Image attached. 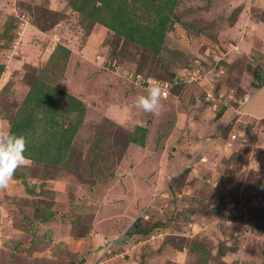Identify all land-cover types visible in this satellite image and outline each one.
<instances>
[{"label": "rangeland", "instance_id": "374dc122", "mask_svg": "<svg viewBox=\"0 0 264 264\" xmlns=\"http://www.w3.org/2000/svg\"><path fill=\"white\" fill-rule=\"evenodd\" d=\"M136 1L133 27L169 26L158 56L82 0H0V130L27 131L35 159L0 191V264H264V0ZM135 68L178 81L159 116L134 107Z\"/></svg>", "mask_w": 264, "mask_h": 264}, {"label": "trees", "instance_id": "16d2710c", "mask_svg": "<svg viewBox=\"0 0 264 264\" xmlns=\"http://www.w3.org/2000/svg\"><path fill=\"white\" fill-rule=\"evenodd\" d=\"M139 1H141V0H139ZM139 1H136V3H138ZM150 1L153 4H159V7H158L159 9H163L166 12L169 11L168 15L173 14L175 1L169 0L168 3L161 4V0H144L143 5L145 7H147L146 5ZM90 2H93V3L90 4ZM126 2H127V0H82V2H81L83 4V5H81L82 8L80 7V5H78V7H77V5H75V7L80 12V14H82L85 18H88L90 20L100 22L102 24L110 26L111 29L114 30L116 33H118L119 36L124 37L128 43L141 45L145 48V50L150 49L151 51H153L156 56L160 55L161 49H162L164 41H165V39H164L165 33L167 32V29L169 28V26L167 25V23L161 22L159 24H155L152 28L144 27L143 25H141V26L137 25L136 27H133L132 26V23H133L132 20L136 19V17H135L136 14L133 15L134 11L132 12V14L130 12H128L129 7L126 4ZM102 13H105L106 15H108V18H106ZM100 15H101V17H100ZM173 18H177L176 15H173ZM107 19L108 20L111 19V21H107ZM177 20H179V18H177ZM165 21L168 22V17H166ZM109 22L112 24L110 25ZM8 32H9V29H8ZM59 48L61 50H66L62 46H59ZM66 54L69 55V53H66ZM56 62H59V60L56 57H54V54H53V56L51 57V61H50V63H52V65H51L52 68H57L58 65L56 66L54 64ZM155 64L160 65L159 61H156ZM141 66L142 65H139V67H141ZM4 68L5 67L3 65H0V78L4 72ZM114 68H115L114 62H112L111 60H108L104 64V67H103V69H106V70L111 71V72L114 71ZM133 74L134 75L141 74L145 79L153 78L150 76V74L143 73L141 68H135V71ZM170 76L173 77L174 74L171 73ZM154 79H156V78H154ZM140 85L143 87H148L149 83H147V82L141 83ZM178 86L179 85L175 86L174 88H177ZM32 90H33V87H32ZM34 93L35 94L30 95L29 99L27 98L25 101V102H27L26 108L24 110V113L22 114V120H21V122L23 124L25 122H26V125L32 124L31 129H34V122H35L34 118H35L37 109L43 108V106H44L43 102H46L43 100H45V96L47 95V91H46V89L38 88V90L36 89V91H34ZM63 95H65V97L68 100H70L76 106H77V104L81 103L76 97H74L68 93H63ZM171 95H172V92L167 98L171 97ZM167 98H163V99H167ZM31 103H32V105H31ZM52 122H54V121L50 120V123H52ZM22 123H20V124H22ZM47 123L49 124V120H47ZM55 124L57 125V123H55ZM13 126H14V130H12L13 134H15L17 136H23V137L25 136V140L27 143H26V151L24 152V155L34 159L32 155H27V151H32L34 149L33 144H31L29 142L30 139H28L29 137L27 135L28 134L27 131L25 133V131H23L17 124H13ZM21 127H24V126H21ZM25 127L27 128V126H25ZM142 131H143L142 127H139L137 129V131H135L136 132L135 135L137 133H141ZM144 137H145V133L142 132V134L139 137V140H137L136 137L133 136V137H131V139L133 138L131 141L133 143H137L136 141H139V143L142 146H144V144L142 142ZM247 145L248 144H244L243 146L247 147ZM39 148H40V146H38V147L36 146L37 150ZM41 150L43 151V149H41ZM244 153H245L244 150L238 151L236 156L238 157L239 160L242 159ZM39 155L41 157H40V159H37V160H41V161L45 160V161L51 162V163H53L54 161L57 160V159H54L52 161L51 154H49V152H46V151H43L41 154L39 153ZM104 160H106L105 155H104ZM113 166L114 165L111 164L110 162H108V160H107L100 167L101 168L103 167L104 169L109 171V170H112ZM259 217L261 219L262 215H259ZM140 222L141 221L139 219L135 222L134 230L139 231L140 234L145 235V236H149L154 231V229H159L160 227L163 226L162 223L157 222L153 226L147 228L146 230H142L141 226H140ZM262 222L264 224V220H262ZM130 233L131 232H129V234Z\"/></svg>", "mask_w": 264, "mask_h": 264}, {"label": "clouds", "instance_id": "9594fccd", "mask_svg": "<svg viewBox=\"0 0 264 264\" xmlns=\"http://www.w3.org/2000/svg\"><path fill=\"white\" fill-rule=\"evenodd\" d=\"M147 94L136 97L134 107L144 113L159 116L163 109L162 91L158 82H150ZM26 140L10 131L0 130V191L6 190L13 180L16 170L28 161L24 155Z\"/></svg>", "mask_w": 264, "mask_h": 264}, {"label": "built area", "instance_id": "2783aa9c", "mask_svg": "<svg viewBox=\"0 0 264 264\" xmlns=\"http://www.w3.org/2000/svg\"><path fill=\"white\" fill-rule=\"evenodd\" d=\"M133 76H134L135 82H137L138 84L146 83V82L150 84V82H153L151 80V78L145 79L141 74H136V75H133ZM154 82L160 83L159 81H154ZM177 84H178V81H175L173 84H171L169 82L163 83L161 85V88H162V91L165 92L167 95L166 96H162V97L163 98H167L171 94V90H173L174 87L177 86ZM200 160L203 163H206L207 162V159L204 156Z\"/></svg>", "mask_w": 264, "mask_h": 264}]
</instances>
